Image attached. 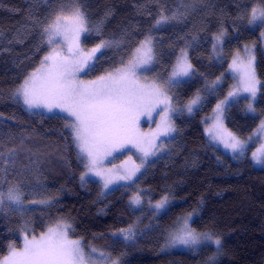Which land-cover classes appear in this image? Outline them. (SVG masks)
Returning <instances> with one entry per match:
<instances>
[{"label":"trees","instance_id":"16d2710c","mask_svg":"<svg viewBox=\"0 0 264 264\" xmlns=\"http://www.w3.org/2000/svg\"><path fill=\"white\" fill-rule=\"evenodd\" d=\"M93 25L100 23L101 36L95 32L84 38L91 46L100 39L125 37V46L109 49L96 67L95 75L112 67L120 56L143 39L161 7L175 9L181 4L186 12L178 22L164 25L152 34L157 38L158 63L154 74L165 77L175 57L186 43L195 74L173 89L181 103L224 73L226 61L211 55V37L222 27L229 35L224 41L230 54L244 43L256 41V73L264 84V53L257 30L243 28L237 35L235 17L252 4V0H83ZM240 11H237V7ZM34 11L37 24L28 19ZM151 13V15H149ZM49 16L43 0H0V150L17 149L16 170L7 180L23 181L25 202L53 197L51 207L35 206V211L0 213V258L9 245L19 246L21 232L37 234L58 220L72 224L73 236L120 259L121 264H206L212 246L203 245L196 253L182 249L161 250L168 228L182 215L195 210L191 227L208 232L221 240V256L216 264H264V166L253 167L249 159L234 160L217 149L207 138L202 117L216 97L209 98L200 110L190 116L174 117L176 132L168 139L171 148L148 164L138 185L148 188L150 199L168 194L174 203L154 219L137 222L138 211L131 209L129 198L135 191L130 184L120 185L102 196L98 183L79 181L84 164L77 157L69 130L63 127L59 114L30 113L22 104L7 97L34 69L49 49L41 44V25ZM18 33L23 42H17ZM9 41H12L9 43ZM41 45L39 51L36 46ZM108 58H112L109 61ZM264 99V88L260 91ZM263 100L258 104L262 105ZM242 105H230L226 126L239 136L257 126L258 115L243 111ZM6 190L7 185L3 186ZM31 193V194H30ZM136 224L134 243L122 244L111 233ZM153 225L152 229L145 228Z\"/></svg>","mask_w":264,"mask_h":264},{"label":"snow or ice","instance_id":"6c2138e0","mask_svg":"<svg viewBox=\"0 0 264 264\" xmlns=\"http://www.w3.org/2000/svg\"><path fill=\"white\" fill-rule=\"evenodd\" d=\"M155 2L159 4L160 0ZM46 3L50 5L51 0H46ZM56 3L57 7L49 8V16L41 25V44H47L51 51L40 60L38 67L24 76L22 82L10 91L7 98L13 103L22 104L29 112L40 109L47 113H55L58 110L67 114L61 119L64 120L63 127L69 130L71 142L77 149V157L86 169L80 176L82 182L89 174L99 177L104 189L120 181L134 182L148 158L156 156L164 149L163 143H157L160 137L170 136L177 131L172 123V114L185 109L191 114L194 107L206 99L198 91L194 98L178 110L172 103L173 96L170 95L173 88L195 74V69L188 59V47L197 40L195 36L179 50L167 79L157 76L149 80L142 76L143 72L154 70L158 63L157 38L152 34L153 30L182 20L186 8L182 12L183 4L175 9L161 7L143 39L121 55L103 74L92 80H83L80 78L81 74L88 75L96 71L97 63L105 57L107 50H119L125 46L127 34L120 39H100L95 46L86 49L82 46L81 37H87L93 32L97 37L101 36L100 23L92 24L83 0H56ZM237 11H240L239 5ZM28 19L33 25L38 23L34 11H29ZM233 25L239 26L234 29V35L243 28L264 27V0H252L248 10L235 17ZM228 35V29L222 27L211 37L213 52L217 51L219 45H223ZM18 37L17 42L22 43L23 34L18 33ZM260 37L264 39V31L260 32ZM57 38L61 45L59 49L54 46L58 42ZM253 47L244 45L245 55L241 56L238 49L233 56L229 68L240 73L239 85L216 104L213 111L217 114V123L213 128L207 129L213 140L223 143L236 157L242 156L254 140L264 138V119L246 139L228 132L222 124L226 107L237 102L236 98L241 93H246L245 99L249 101L246 111L256 112L254 102L264 84H261L256 76ZM40 48L41 45L36 46L37 51ZM222 75L206 84L209 94L220 84ZM0 99H3L2 93ZM157 109L164 113L162 124H157L155 131L142 132L139 128L140 117L151 116ZM2 115L0 113V116ZM125 149H135L139 153L140 163L136 164L129 156L128 161L121 165H114L112 168L101 167L105 158ZM17 156L15 148H9L7 152L0 150V213L5 209L21 213L35 211V208L30 207L32 205L53 206V197L31 199L26 204L22 189L30 185L23 181L12 183L7 180L8 173L16 170ZM251 158L254 163L264 165V143L252 152ZM4 185H7L6 190ZM143 192L142 189H136L130 196L131 207H139L144 203ZM170 203L168 194L163 195L154 204L151 200L148 201L154 216L165 210ZM195 214V210L187 213L182 218L180 228L167 232L162 251L177 246L194 249L201 245H215L219 252V237L212 233L199 232L190 226L189 221ZM153 227L145 226L147 229ZM72 231V224L58 220L55 226L48 227L38 235L29 236L25 233L23 246L17 248L10 244L8 254L0 258V264H121L119 258L113 259L109 253L91 245H88V250L85 251L82 239L70 237ZM137 234L136 224L111 233L117 242L125 243H134ZM206 264H216V257L210 256Z\"/></svg>","mask_w":264,"mask_h":264},{"label":"rangeland","instance_id":"374dc122","mask_svg":"<svg viewBox=\"0 0 264 264\" xmlns=\"http://www.w3.org/2000/svg\"><path fill=\"white\" fill-rule=\"evenodd\" d=\"M44 2H46V0H43ZM57 7V3H56V0H51V4L48 5V10L49 8H52V9H55ZM257 30V33H258V38H259V41H260V44H261V48H262V52L264 53V39H262L260 37V32L261 31H264V27H256L255 28ZM220 31V30H219ZM217 31V33L219 32ZM84 36L81 37V41H82V46L85 47L86 49L88 48H91L94 45H91V46H87L84 44ZM57 44L54 45L56 48H60V43H59V38H57ZM99 43V42H97ZM96 43V44H97ZM224 45V43H223ZM223 45H219L218 46V49L216 52H213L212 50V44H211V55L213 56V58L216 60V61H226V66H225V71L224 73H222V78H221V82L220 84L215 88L214 92L209 94V92L206 90V85L198 90L200 95L201 96H205L206 99L199 105L195 106L194 107V110L191 114H189L186 109L182 112L180 111H177L176 113H173L172 114V123L174 124V117L176 115H179V114H184V115H187V116H190L192 115L193 113H195L196 111L200 110L202 106H204L207 102V100L209 98H213V97H216V100L215 102L212 104V107L210 108V110L203 115L202 117V123H203V129L205 130L206 134H207V138L208 140L210 141L211 144H213L217 149H219L220 151L230 155L234 160H237V161H240V160H243L245 158L249 159L250 163L253 165V167H256V168H260L264 165H259V164H256L252 161V158H251V154L253 151H255L258 147H260V144L261 143H264V138L262 139H259V140H254L251 144H249V146L247 147V149L245 150L244 154L242 156H239V157H236L234 156V154L231 152L230 149H226L223 145V143H221L220 141L218 140H213L212 139V136L211 134L207 131V129L209 128H213L214 125L217 123V114L214 113V109L216 107V104L224 99V97L228 94L229 91H233L235 90V88L239 85V81H240V73L239 72H236V71H233L229 68V65L231 64L232 62V58L233 56L235 55L236 51L239 49L240 50V53H241V56H244V52H243V46L244 45H248L250 47L254 46L253 47V54L255 55V63H256V49H257V42L256 41H251V42H247V43H244L241 47L235 49L233 52H231L230 54H227L225 53V49L223 48ZM51 51V48L49 47V49L47 50V52L43 55V57L45 55H47L49 52ZM66 51V49H65ZM179 54V52H178ZM177 54V55H178ZM42 57V58H43ZM188 59H189V62L192 64L191 62V59H190V55H189V48H188ZM175 61H176V57H175V60H174V63L173 65L175 64ZM40 63V62H39ZM172 65V67H173ZM39 64L36 66L38 67ZM35 67V68H36ZM172 67H171V70L169 71V73L165 76V77H160L162 79H167L168 75L171 73L172 71ZM34 68V69H35ZM155 68V67H154ZM34 69H32L31 71H33ZM30 71V72H31ZM255 71H256V67H255ZM104 72V71H103ZM103 72H100L98 74H95V75H84V74H81V79L83 80H92V79H95L98 75H101L103 74ZM142 76H145L147 77L149 80H151L152 78L154 77H157L155 74H154V70L152 71H148V72H143L142 73ZM256 76L258 78V75L256 73ZM193 77V76H192ZM191 77V78H192ZM217 77H221V74ZM216 77V78H217ZM190 78V79H191ZM216 78L214 80H216ZM189 78H185V80H188ZM259 79V78H258ZM212 80V81H214ZM209 83V82H208ZM174 89V88H173ZM173 89L171 90L170 92V95L173 96V100H172V103L173 105L179 110V109H182L184 107L185 104L188 103V101L192 98H194V96L197 94L198 91H196L192 96H190L189 98H187L186 100H183V102L179 103L178 102V96L177 94H175L173 92ZM247 96L246 93H241V95L239 97L236 98L237 102L235 103H232L231 105L233 104H241L242 105V108L244 109L243 111L247 114H250V115H258L259 117V121H258V124L257 126L260 124V121L262 119H264V103L262 105L258 104L260 100H263L261 97H260V92L257 93V98L254 102V107L256 109V112L255 113H251V112H247L246 111V105L247 103L249 102L247 99H245V97ZM229 108L226 107L224 113H223V117H222V124H223V127L224 129H226L228 132H232L234 133L233 131H231L225 124V115H226V111L227 109ZM30 113H43L45 115H53V114H59V115H62L63 117H66L67 114L66 113H60L58 110L55 112V113H47L46 111L44 110H40V109H37V110H33V112H30ZM164 113H162L160 111V109H157L156 111L152 112L151 116H148V115H142L140 117V120H139V128L142 132H151V131H155L156 128H157V124H162V117H163ZM175 126V124H174ZM257 126L253 129V131H255L257 129ZM253 131H251L249 134L245 135V136H239L238 134H235L236 136H238L239 138L241 139H246L250 134L253 133ZM174 133H172L170 136H161L160 139L157 141V143H163L165 145L164 149L160 152H158L156 154V156H153V157H149L148 158V161L145 163V166L141 169V172L140 173H137V177L134 178V182H127V181H120L118 182L117 184H114V185H110L108 189H104L103 186H102V182L100 181V178L99 177H96V176H93L91 174H89V176L85 177L84 180H87V179H91V180H94L98 183V186H99V190H100V193L102 196L106 195L110 190L120 186V185H128L130 184L131 188L133 189H142L144 190L143 192V195H144V203L139 206V207H131V209H134L135 211H138L140 212L139 213V217L137 219V222L141 221L143 218L145 219H154V218H157L160 214H162L171 204L174 203V200H171V203L168 205V207L161 211L159 214L157 215H153V209L149 206L148 204V201L151 200L150 199V194H149V191H148V188L146 187H142V186H139L138 185V179L140 178V176L142 175V173L146 170L147 166L149 163H151L152 161H154L156 158L164 155V154H167V152L170 150L171 148V145H170V141H168V139L173 135ZM77 150V149H76ZM129 156L132 157V161H134L136 164H139L140 163V160H139V153L136 152L135 149H125L123 151H120V152H116V153H113L112 156H108L107 158H105L102 163H101V167L103 168H112L114 165H121L123 162L125 161H128V158ZM131 163V162H130ZM84 167V166H83ZM86 171L85 167L83 168V172L84 173ZM81 173V174H82ZM81 176V175H80ZM80 176H79V181H81L80 179ZM135 192V191H134ZM133 192V193H134ZM157 200L159 199H156V200H151V202L154 204ZM186 214L180 216L179 218L180 219H177L175 221V223L167 229L166 233H165V236H164V239H163V245H165L166 243V236H167V232L170 231V230H175V229H178L182 226V218L185 216ZM192 220V219H191ZM191 220L189 221V224L191 226ZM51 226H55V224H52L50 226H47L46 228H44L42 231H46L48 227H51ZM28 229L27 228H24L21 232V243L20 245L17 247V248H20L23 246V236L25 235V233H27ZM41 231V232H42ZM40 233V232H39ZM39 233L35 234V235H38ZM28 234V233H27ZM31 235H34V234H30L29 236ZM71 238L73 239H81L79 237H76V236H73L71 233L69 234ZM114 238V237H113ZM120 243H122L123 245L124 244H130V243H133V242H123V241H119ZM13 244V243H11ZM84 244V243H83ZM14 245V244H13ZM85 246V251H87V246L84 244ZM92 246V245H91ZM203 245L197 247V248H194V249H190V248H186L184 246H177V247H173V248H167L168 250H174V249H182V250H186V251H189V252H192V253H196L200 247H202ZM210 246V245H208ZM212 248H213V251L212 253L209 254L208 258L210 256H215L216 257V261L220 258L221 256V250H219V252H217L216 250V246L215 245H211ZM95 247V246H93ZM97 248V247H95ZM98 249V248H97ZM98 250H101V249H98ZM9 251V249H8ZM103 251V250H101ZM105 252V251H104ZM8 254V252L6 253V255ZM5 256V255H3ZM2 256V257H3ZM1 257V258H2ZM112 257V256H111ZM113 259H116L117 257H112ZM208 258L206 259V261L208 260ZM110 264V262H109Z\"/></svg>","mask_w":264,"mask_h":264}]
</instances>
